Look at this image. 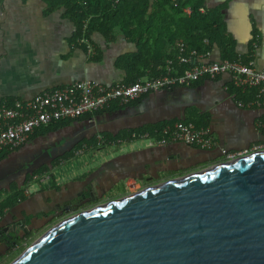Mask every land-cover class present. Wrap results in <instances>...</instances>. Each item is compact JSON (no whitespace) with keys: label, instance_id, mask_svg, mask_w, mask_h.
Wrapping results in <instances>:
<instances>
[{"label":"crops","instance_id":"1","mask_svg":"<svg viewBox=\"0 0 264 264\" xmlns=\"http://www.w3.org/2000/svg\"><path fill=\"white\" fill-rule=\"evenodd\" d=\"M205 5L207 9L221 8L227 37L233 42L237 56L251 57L256 68L264 69V0H205ZM155 26L152 40L167 41L168 33H161L166 26L157 22ZM75 31V23L64 6L53 9L48 0H0V103L15 98L30 99L83 79L106 85L125 82L128 75L120 58L133 55L138 49L130 36L121 29L110 37L94 32L91 42L96 54L92 57L86 47L73 41ZM172 50L167 45V52ZM222 54L221 47L214 44L206 57L198 54L196 58L219 61L223 60ZM233 88L232 78L227 74L216 80L202 79L188 86L150 93L137 104L94 114L50 134L46 141H60L72 131L78 145L74 150H63L60 164L49 166L53 177L38 183L36 190L22 185L23 177L12 180L21 188L22 195L1 218L3 236L14 234L15 225L19 226L17 223L22 220L30 224L29 231L33 232L60 216H69L74 211L67 209V204H76L77 197L82 195L89 197L93 193L95 197L87 207L103 202L113 190L115 193L109 197L119 198L146 186L208 169L224 159L220 149L202 150L183 143L160 146L148 139L123 144L93 142L98 132L114 140L128 134L129 129L184 120L193 113L226 149L240 151L263 142L264 107L239 106V100L247 101L253 96L236 97ZM134 106L140 110L134 112ZM78 147L90 151L77 155ZM68 153L73 154L65 156ZM78 160L80 163L75 164ZM56 168H60L59 178L55 177ZM135 179H141V183ZM26 188L30 194L25 193Z\"/></svg>","mask_w":264,"mask_h":264},{"label":"water","instance_id":"2","mask_svg":"<svg viewBox=\"0 0 264 264\" xmlns=\"http://www.w3.org/2000/svg\"><path fill=\"white\" fill-rule=\"evenodd\" d=\"M10 264H264V151L72 214Z\"/></svg>","mask_w":264,"mask_h":264},{"label":"built area","instance_id":"3","mask_svg":"<svg viewBox=\"0 0 264 264\" xmlns=\"http://www.w3.org/2000/svg\"><path fill=\"white\" fill-rule=\"evenodd\" d=\"M88 23L89 19L86 20L84 29L87 28ZM80 40L84 43L89 56L93 57L96 49L91 40L86 37ZM208 54L207 52L202 56L206 57ZM193 56H198L196 51H193L190 56L186 55L185 45L180 43L178 44L177 61L168 60L166 73L161 76L145 77L130 84L115 85H106L94 79H83L70 85L46 90L30 99L15 98L11 104L6 101L1 102L0 152L14 150L24 145L35 130L50 123L77 119L88 113L107 110L116 103L127 105L156 91L188 86L203 78L216 80L226 74L231 76L232 83L237 90L243 93L254 90L251 99L239 100V106L264 107V69L256 68L252 59L248 63H243L241 60L223 59L197 61L191 64ZM176 64L178 67H186L183 71H179L175 67ZM96 136L101 144L106 142L123 144L141 138V140H153L154 145L160 146L169 143H183L202 150L220 149L225 161L264 151V141L240 151L226 149L220 145L208 126L185 120L164 124L158 136L149 130L137 129L114 140H109L101 132H98ZM84 150L85 147L79 148L76 154H81ZM52 177L48 171L43 174H32L31 179L42 183ZM25 193L30 194V189L26 188Z\"/></svg>","mask_w":264,"mask_h":264},{"label":"trees","instance_id":"4","mask_svg":"<svg viewBox=\"0 0 264 264\" xmlns=\"http://www.w3.org/2000/svg\"><path fill=\"white\" fill-rule=\"evenodd\" d=\"M48 2L53 9L60 6H64L67 9L76 26L73 41L83 47L85 45L80 39L86 37L92 41L94 32H100L110 37L114 36V33L118 29H121L127 36H130L138 49L135 54L120 58V63L126 69L128 75L126 81L122 82L124 84H130L146 76L157 77L165 74L167 61H177L178 44L180 43L185 45L186 55L189 56L193 51H196L197 54L209 53L213 45L218 44L222 49L223 59L241 60L243 63H248L252 59L251 57L246 59L237 56L234 52L233 42H229V38L227 37L221 8L207 9L205 0H48ZM186 9H189L190 12L187 13ZM87 19H89V23L87 28L84 29ZM155 22L166 26V30L161 31V33L162 35L168 33L167 41L160 43L157 38L152 40L154 34L152 29L157 27L155 26ZM173 25L174 27H172ZM160 29L163 30L161 26ZM167 45L172 47V52H167ZM150 53H153V55ZM196 62L197 58L193 56L190 63ZM175 67L179 71H183V68L186 66L178 67L176 64ZM148 69L151 70L149 74L145 73V70ZM232 90L236 97L243 99L251 98L254 94V90L246 93L236 88ZM140 100H135L127 105L116 103L107 110L88 113L77 119H65L50 123L35 130L29 140L68 126L75 121L87 119L94 114L137 104ZM6 102L11 104L13 99H8ZM176 120L179 119L162 121L135 129L149 130L158 135L164 124L172 123ZM184 120L204 125V121L193 113ZM132 130L129 129L127 132ZM102 134L105 136L106 133ZM92 141L97 142L96 134ZM22 146L14 150L21 149ZM12 151L3 150L0 152V160ZM72 154L68 153L65 156L70 157ZM48 171H50V167L44 166L36 169L33 174H43ZM31 177L32 175L24 180V185L27 184V181ZM21 195L22 190L18 188L17 184H13L11 188L0 192V222L5 210L13 205L15 199ZM28 222L30 223V221ZM1 231L0 227V234ZM31 235L32 231L29 233L23 232L19 236H15L14 240L16 243L9 246L6 254L13 252L15 248L30 238Z\"/></svg>","mask_w":264,"mask_h":264},{"label":"flooded vegetation","instance_id":"5","mask_svg":"<svg viewBox=\"0 0 264 264\" xmlns=\"http://www.w3.org/2000/svg\"><path fill=\"white\" fill-rule=\"evenodd\" d=\"M62 128L37 137L36 139H34L35 144L32 143V140H28L21 147V151L13 150L0 161V192L6 190L7 187L12 185L13 179H19L21 177L28 178L30 175L33 174L36 169L44 166H56L58 163L61 162L60 159L63 158V150L70 148H72L71 150H74L77 147L78 144L76 143L78 139L76 136L73 135L72 131L67 132V136H65L63 140L61 139L59 141L55 139L52 141H46V139H48L47 136L52 133L57 134L61 132ZM63 141L65 142V144H63ZM225 160L226 159L224 158L223 162ZM135 181L141 183V179H135ZM76 202H84L83 205H85L90 202V199H88L87 196L84 197V195H82L80 197H77ZM7 235L3 236L2 232L0 234V256L2 254H5V252L9 249V246H11L12 242L14 241V237L9 240L7 238Z\"/></svg>","mask_w":264,"mask_h":264},{"label":"rangeland","instance_id":"6","mask_svg":"<svg viewBox=\"0 0 264 264\" xmlns=\"http://www.w3.org/2000/svg\"><path fill=\"white\" fill-rule=\"evenodd\" d=\"M134 112L135 111H138V110H140V108H138V107H136V106H134L133 107V109H132ZM98 131V130H97ZM139 141L141 140V138L140 139H138ZM142 140H144V139H142ZM79 149V148H78ZM86 150H88V149H86ZM85 150V151H86ZM88 151H90V150H88ZM87 151V152H88ZM84 154V153H83ZM82 155V154H81ZM80 155V156H81ZM79 157V156H78ZM80 163V161L78 160V161H76L75 162V164H79ZM60 164V163H59ZM61 164H63V163H61ZM54 168V167H53ZM68 168V167H67ZM64 169H65V167H64ZM56 176L55 177H58L59 178V175H60V168H56ZM62 175V174H61ZM63 176V175H62ZM26 185H29L30 186V189L31 190H36L37 189V187H38V182L37 181H34L33 179H29L28 181H27V184ZM115 192H114V190L112 191V192H110L109 194H108V197H105L104 199H103V202H104V200L105 201H107V200H110V199H113L114 197H112V198H110L109 196L110 195H113ZM88 199H90V200H95V199H93V198H95L94 197V195H90L89 197H87ZM100 203V202H99ZM97 204V203H96ZM86 205L87 204H85V205H82L81 207H80V209H74L73 211V213H71L70 215H72V214H75V213H77V212H79V211H81V210H84V209H87V208H90V207H92L93 205H89V206H87L86 207ZM95 205V204H94ZM65 214V213H64ZM66 214H68V212L66 213ZM69 215V216H70ZM69 216H60L59 218H57V219H55L51 224H49V225H45V226H43V228H40V229H38V230H36V231H34V232H32V235H31V237L30 238H28L26 241H24L20 246H18L17 248H15L14 249V251L13 252H10V253H8V254H5L2 258H0V264H10L14 259H16L25 249H27V247H29L34 241H36L40 236H42L46 231H48L50 228H52L54 225H56L57 223H59L60 221H62L63 219H65V218H67V217H69Z\"/></svg>","mask_w":264,"mask_h":264}]
</instances>
